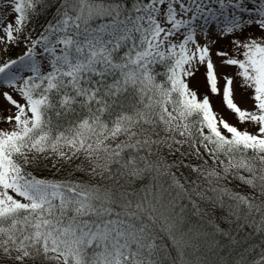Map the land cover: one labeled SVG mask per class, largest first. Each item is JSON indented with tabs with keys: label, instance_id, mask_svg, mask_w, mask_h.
Segmentation results:
<instances>
[{
	"label": "snow or ice",
	"instance_id": "1",
	"mask_svg": "<svg viewBox=\"0 0 264 264\" xmlns=\"http://www.w3.org/2000/svg\"><path fill=\"white\" fill-rule=\"evenodd\" d=\"M53 4L33 39L29 25ZM8 7L13 19L0 16V44L26 42V51L0 65V98L16 109L0 117L10 125L0 129V264H186L185 249L195 244L192 230L181 228L179 201L199 214L193 195L228 209L229 227L212 230L231 246L241 245L246 227L264 235V37L234 38L235 55L216 52L251 93V107L241 108L234 78L223 77V104L237 123L187 82L203 66L209 92L220 94L215 41L201 40L212 30L264 32V0H11ZM53 156L112 184L27 170ZM147 174L169 178L166 202L154 186H132ZM236 264H264V249Z\"/></svg>",
	"mask_w": 264,
	"mask_h": 264
},
{
	"label": "trees",
	"instance_id": "2",
	"mask_svg": "<svg viewBox=\"0 0 264 264\" xmlns=\"http://www.w3.org/2000/svg\"><path fill=\"white\" fill-rule=\"evenodd\" d=\"M49 2L52 3L53 0H49ZM54 7L55 4H53V10L46 12L39 20L34 19L29 25V28H35V31L29 33L33 39L39 34L40 24L53 15ZM8 55H11V53ZM163 70V67L158 66L157 71L162 72ZM158 79H160V77H158ZM167 159L171 162L173 157H167ZM192 162L198 163L194 158ZM77 163H79V161H77ZM209 164H211V161H209ZM53 165H55V167H53ZM75 168V164H63L53 156L48 160L41 159L37 163L29 166L27 170L33 172L38 177L47 179L112 184L111 180H101L100 177H91L87 175L86 172L76 171ZM173 171H175V169H173ZM180 172L183 173L184 177L190 175L188 169L181 168ZM190 178L193 180L196 179L195 174H191ZM121 183H124V181L121 180ZM169 183L170 180L167 176L161 175L153 179L152 174H147L142 179L136 180L132 186L135 188L154 186V190H159L166 202L169 199L168 191H171L168 189ZM238 183V181H232L231 183L221 181V184L226 185L233 191L247 194L249 189L244 186L237 187ZM208 195H212V193H208ZM172 196H175L174 191H172ZM192 199L196 201L201 209L199 214L191 207L187 199L179 201L180 204L185 206L181 228L185 232L189 229L192 230L190 235L194 237L192 242L195 244V248L185 249L186 254L184 259L186 264H236L241 254L247 256L249 260H252L258 256L261 249H264V235L253 234L252 229L248 227L244 228L239 234L242 241L241 245L233 247L226 239L222 240L218 234L213 233L212 224H219L222 228L227 229L229 226L225 224L223 218L227 216L228 209L226 207L220 208L219 206L213 207L211 203L201 201L194 195ZM209 221H211V223H209ZM196 233H199V235L197 236ZM162 244L168 245L166 251L170 256L176 255L175 249L167 238L162 241ZM216 245L219 246L217 247ZM245 248L250 249V251L244 252L243 249Z\"/></svg>",
	"mask_w": 264,
	"mask_h": 264
},
{
	"label": "rangeland",
	"instance_id": "3",
	"mask_svg": "<svg viewBox=\"0 0 264 264\" xmlns=\"http://www.w3.org/2000/svg\"><path fill=\"white\" fill-rule=\"evenodd\" d=\"M11 3V0H0V16H6L7 19L5 23L11 21L13 19V13L11 8L8 5ZM2 35V33H0ZM247 37L257 38L264 37V32H261L258 27L253 25L249 27L244 32H237L236 36H218L216 31H210L209 36L205 37L201 40V43L204 42L205 39L211 41L214 40L215 43L211 44L212 49V59L214 64L216 65L219 80H218V88H220V94H211L206 85L205 79V67L200 66L199 70L195 72V74L191 77L187 78V82L189 87L197 92V95L202 98L205 94L209 95L212 107L214 111H216L219 115L223 116L225 119L229 120L231 123H237L235 116L226 109L223 104L222 99V91L224 86V76H231L234 78V89H235V102L241 108H250L251 101L249 100V96L251 95L250 91H245L240 85L241 80L238 76H236L237 68L235 66H223L221 64L222 57L216 55L217 51H225L228 52L229 55H235L236 53L233 51V45L231 41L234 38H238L240 40H244ZM7 47V51L5 48ZM26 51V42H22L19 46L14 44H0V65L8 61L9 59H17L19 56H22ZM11 53V55H8ZM239 58H243L242 56ZM4 90H7V85L3 86ZM15 98L19 99L18 96ZM21 103L23 101L21 100ZM16 109L14 107L10 108L8 104H6L2 98H0V117H6L8 115H14ZM240 126V125H238ZM241 127H247L249 131H254V128L251 125H243ZM0 129H10V125L4 122H0Z\"/></svg>",
	"mask_w": 264,
	"mask_h": 264
},
{
	"label": "bare ground",
	"instance_id": "4",
	"mask_svg": "<svg viewBox=\"0 0 264 264\" xmlns=\"http://www.w3.org/2000/svg\"><path fill=\"white\" fill-rule=\"evenodd\" d=\"M213 31V30H212Z\"/></svg>",
	"mask_w": 264,
	"mask_h": 264
}]
</instances>
